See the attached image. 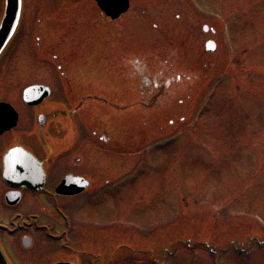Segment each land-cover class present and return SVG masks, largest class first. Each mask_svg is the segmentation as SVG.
I'll use <instances>...</instances> for the list:
<instances>
[{"label": "rangeland", "instance_id": "obj_1", "mask_svg": "<svg viewBox=\"0 0 264 264\" xmlns=\"http://www.w3.org/2000/svg\"><path fill=\"white\" fill-rule=\"evenodd\" d=\"M72 4H76L71 13L75 15L87 12L92 5L88 0H76ZM133 4H139V1ZM154 5H160V1ZM51 9V0H25L26 16L10 49L18 47L0 67V98L18 94L28 84L41 82L36 74L43 67L38 70L39 67L33 65V70L24 52L32 49L30 35L36 32L34 18L40 14L47 15ZM77 9L83 11L78 12ZM151 10L148 12L134 6L127 18L132 22L124 23L127 27L125 32L130 31L128 37L130 35L134 41L136 53L154 55L147 60L152 64L160 63L166 58L177 57L173 54L178 53L176 50H180L183 40L189 52L185 68L193 73L192 68L200 63L205 67L204 73L210 72L209 78L203 82L210 85V90L202 91L205 93L197 104L201 107L208 99L213 103L209 112L205 106L202 107L207 113L202 116L197 133L196 129L176 127L177 132L172 135L177 144L174 148H153V144L137 138L134 155L126 153L128 155L118 161L114 153L108 154L114 159H100V152L96 149L94 159L99 161V167L92 163L93 158L92 162L87 159L80 171L94 176L99 182L119 177L120 184L111 181L109 186L98 188L93 200L81 202L83 221L78 219L79 226H87L90 232L109 230L119 224L147 233L148 229L160 227L161 222L170 219L172 226L177 228L180 241L181 218L185 220V228L193 235H200H183L186 242L209 243L210 237H216L213 242L221 244L231 240L230 234L244 240L242 234L254 232L246 229L252 223L249 219L255 220L254 227L258 230H264V0H169L163 8ZM204 24L217 31L214 54H204L201 28ZM180 56L186 58L183 54ZM47 67L44 66L39 75L52 76ZM210 91L213 99L209 98ZM15 107L18 109V105ZM173 118L168 115L164 122L166 136H171L169 132L173 131L168 128V122ZM136 132H139L138 128ZM186 142L195 146L199 142L201 149H188ZM138 150H142L140 154H137ZM240 187L245 193L244 197L241 195V201L234 193ZM183 202L188 209L197 205L199 209H195L191 216H181L178 210L183 208ZM187 211L190 213L191 210ZM252 212L262 216L261 223L259 218L256 220L252 216ZM119 215L127 217L118 218ZM133 218L135 225L131 223ZM209 227L218 229L210 230ZM94 232L91 236L97 237ZM253 245L251 243L250 247ZM152 246L160 252L157 243ZM82 249L92 251L86 245ZM256 249L251 250L246 260L237 254L225 253L218 264H264V253H256ZM171 253L175 254L171 259H175L166 264L210 262L208 255L201 251L196 255L202 259L200 262H194L197 258L193 253L181 250L176 253L175 246L169 251ZM158 261L156 264L163 262L161 259ZM214 263L213 260L211 264Z\"/></svg>", "mask_w": 264, "mask_h": 264}, {"label": "flooded vegetation", "instance_id": "obj_2", "mask_svg": "<svg viewBox=\"0 0 264 264\" xmlns=\"http://www.w3.org/2000/svg\"><path fill=\"white\" fill-rule=\"evenodd\" d=\"M82 31H81V30ZM81 31V32H80ZM77 33H80L81 36H75ZM70 40L74 42V52L68 54V59L66 62V66L70 64V61L72 58L79 56V52L82 50V45L90 40L93 39V30H89L86 27H80L78 25L74 26L70 30ZM40 47V45L38 46ZM39 54H37V60L40 59ZM48 77V80L47 78ZM54 77L47 75H43V77L38 78V80H41L42 82H45L48 86H52L54 84ZM26 123V128L23 123L20 124L19 128L15 133L17 134V138L19 140V143L22 145H27L30 148L37 149L39 147V143L37 139L41 138L39 133H31L32 125H33V119L30 115H28L27 118H24ZM23 121L22 117L18 115V124ZM38 121L41 122L42 129L41 131H44L45 129H50L52 125L46 126L48 123V117L43 116L41 119H38ZM44 138L47 141H44V151L46 153H50V143L53 142V136L51 137L50 132L46 133ZM44 140V139H43ZM4 142H0V147L2 146H8L11 142L7 139L3 140ZM5 148V147H4ZM88 151V146L85 147ZM3 149V148H2ZM0 149V152L3 150ZM6 149V148H5ZM4 149V150H5ZM32 149V150H33ZM35 151V150H33ZM36 152V151H35ZM39 152V149H38ZM84 162V158L78 157L76 151L72 152L69 156L65 157L60 161L59 166L61 164H64L63 166L66 167L65 171H69V174L78 175L77 171H80L82 168V163ZM43 168L44 163H43ZM55 170V169H54ZM53 170V171H54ZM75 170V171H74ZM46 176H49L48 183L45 184V186L39 191H24L20 190L21 196L19 199L18 204L8 208L9 210L3 211L0 210V243L3 248V251L8 256V258L12 261L13 264H51L52 261L49 262L51 259H66L64 256H58L59 254L67 255L68 252L64 249V246L61 245L58 247L57 253L56 251H46V250H34L35 246H38V242H41L42 244H54L55 241L47 239L43 233L37 231L34 229L36 227V220L37 216H39L40 220L46 221L47 223H50L51 220H54V206H56V200L64 199L65 197L61 196H55L54 190L58 184H56L59 181V176H53L52 174H49L45 172ZM6 192H4L5 194ZM60 202V201H59ZM35 205L37 209V213H34L33 211L30 212L27 209L31 206ZM53 206V207H52ZM59 206V205H58ZM27 209H26V208ZM37 215V216H36ZM36 216V217H35ZM63 216V215H62ZM51 218V219H49ZM65 219V216H63ZM10 220L11 227H5L4 220ZM22 221L24 222V225L20 228L19 225L14 226V221ZM35 222V224H33ZM3 224V225H2ZM33 224V225H31ZM14 228H20L18 229L17 233L14 235V233H11L12 229ZM55 231V230H54ZM53 232V231H52ZM51 238H59L61 234L57 232H53L52 235H49ZM27 237L30 239V247L28 249H23L21 246V240ZM60 240V239H58ZM39 247V246H38ZM51 253V258L44 263L43 258H47ZM33 260L30 261L29 260ZM26 260V261H25Z\"/></svg>", "mask_w": 264, "mask_h": 264}, {"label": "water", "instance_id": "obj_3", "mask_svg": "<svg viewBox=\"0 0 264 264\" xmlns=\"http://www.w3.org/2000/svg\"><path fill=\"white\" fill-rule=\"evenodd\" d=\"M103 11L111 18H116L124 13L129 5V0H96ZM19 0H6V11L0 25V51L11 36L18 19ZM207 44V50L210 49ZM213 49V48H212ZM81 184V183H79ZM3 264V263H1Z\"/></svg>", "mask_w": 264, "mask_h": 264}]
</instances>
